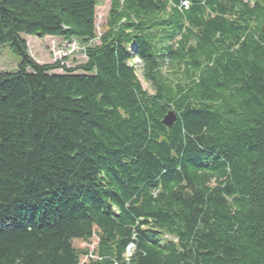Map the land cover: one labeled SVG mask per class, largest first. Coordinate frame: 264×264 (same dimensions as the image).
<instances>
[{
  "label": "trees",
  "instance_id": "16d2710c",
  "mask_svg": "<svg viewBox=\"0 0 264 264\" xmlns=\"http://www.w3.org/2000/svg\"><path fill=\"white\" fill-rule=\"evenodd\" d=\"M99 1L0 0V264H264V0Z\"/></svg>",
  "mask_w": 264,
  "mask_h": 264
},
{
  "label": "rangeland",
  "instance_id": "374dc122",
  "mask_svg": "<svg viewBox=\"0 0 264 264\" xmlns=\"http://www.w3.org/2000/svg\"><path fill=\"white\" fill-rule=\"evenodd\" d=\"M110 6V0H100L96 9V26L100 33L101 26L106 21V15ZM26 40L31 57L40 64L55 63L61 60L67 66L84 62L86 56L81 52V48L75 41H67L62 38L46 36L39 37L35 35H23ZM67 58L66 60H64ZM20 57L14 52L7 43L0 46V71L14 72L17 70ZM59 72H61L59 70ZM140 78L142 79L141 75ZM143 87L152 92L149 85L142 79ZM80 248L87 245L82 243ZM91 246V245H90Z\"/></svg>",
  "mask_w": 264,
  "mask_h": 264
},
{
  "label": "water",
  "instance_id": "95a60500",
  "mask_svg": "<svg viewBox=\"0 0 264 264\" xmlns=\"http://www.w3.org/2000/svg\"><path fill=\"white\" fill-rule=\"evenodd\" d=\"M176 117H177V116H176L175 112L170 111V112L164 117L163 122H164V124L170 126V125H172V124L174 123V121L176 120Z\"/></svg>",
  "mask_w": 264,
  "mask_h": 264
}]
</instances>
